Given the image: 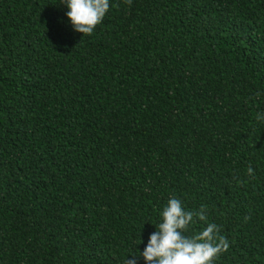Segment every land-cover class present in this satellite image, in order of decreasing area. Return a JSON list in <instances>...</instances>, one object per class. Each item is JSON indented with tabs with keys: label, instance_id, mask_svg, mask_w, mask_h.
I'll return each instance as SVG.
<instances>
[{
	"label": "trees",
	"instance_id": "obj_1",
	"mask_svg": "<svg viewBox=\"0 0 264 264\" xmlns=\"http://www.w3.org/2000/svg\"><path fill=\"white\" fill-rule=\"evenodd\" d=\"M63 3L0 0V264H125L173 196L264 264V0H110L85 37Z\"/></svg>",
	"mask_w": 264,
	"mask_h": 264
},
{
	"label": "clouds",
	"instance_id": "obj_2",
	"mask_svg": "<svg viewBox=\"0 0 264 264\" xmlns=\"http://www.w3.org/2000/svg\"><path fill=\"white\" fill-rule=\"evenodd\" d=\"M126 2L130 5L132 0ZM63 4L68 8L66 15L74 31L84 37L93 34L110 10V0H64ZM257 119H264V114H258ZM253 174V168L249 167L247 175ZM206 208L204 205L198 211L186 210L180 199L171 197L140 258L146 264H213L219 254L229 249V241L219 234L218 225L207 222ZM198 221L206 222V227L187 235ZM140 258L129 256L125 264H138Z\"/></svg>",
	"mask_w": 264,
	"mask_h": 264
}]
</instances>
